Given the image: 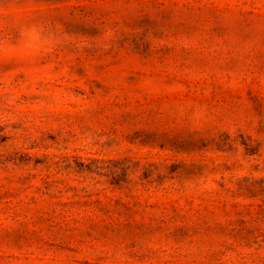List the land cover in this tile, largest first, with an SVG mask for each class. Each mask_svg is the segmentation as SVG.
<instances>
[{"label":"rangeland","instance_id":"374dc122","mask_svg":"<svg viewBox=\"0 0 264 264\" xmlns=\"http://www.w3.org/2000/svg\"><path fill=\"white\" fill-rule=\"evenodd\" d=\"M0 264H264V0H0Z\"/></svg>","mask_w":264,"mask_h":264}]
</instances>
